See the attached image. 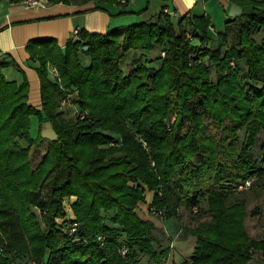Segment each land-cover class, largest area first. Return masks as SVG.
<instances>
[{"label":"trees","instance_id":"1","mask_svg":"<svg viewBox=\"0 0 264 264\" xmlns=\"http://www.w3.org/2000/svg\"><path fill=\"white\" fill-rule=\"evenodd\" d=\"M231 1L243 11L225 21L217 39L209 35L208 16L173 21L162 10L154 21L103 34L81 29L63 47L52 37L30 39L40 108L28 102L26 76L16 81L2 70L17 62L0 55V264L20 254L33 264H140V255L164 264L170 248L139 213L147 191L148 209L165 217L177 216L181 199L196 206L207 198L211 218L185 229L194 237L187 264H249L256 250L264 257V230L261 238L250 236L245 202L227 201L232 186L264 173V143L258 160L251 153L264 130V38H255L264 29V0ZM230 30L235 37L227 45ZM156 46L158 67L140 62L122 70L128 50ZM79 52L90 58L87 66ZM66 90L74 92L67 117L59 98ZM45 120L58 139L47 140L32 165L30 149L42 139ZM44 183L47 199L39 194Z\"/></svg>","mask_w":264,"mask_h":264},{"label":"crops","instance_id":"2","mask_svg":"<svg viewBox=\"0 0 264 264\" xmlns=\"http://www.w3.org/2000/svg\"><path fill=\"white\" fill-rule=\"evenodd\" d=\"M231 2V0H128L120 3L116 0L98 3L99 7H94L93 3L79 5L73 2H57L34 8L24 5L22 0H0V55L12 57L18 65L17 68L7 65L2 70L6 78L16 81H20L24 74L29 83L28 102L40 108V84L36 72L38 62L29 57L26 49L30 39L52 37L60 47H63L68 40L76 38L77 34H73L74 28L78 31L84 29L103 34L113 28L124 29L134 22L154 21L164 7L168 9L167 14L173 21L184 14H204L210 20L209 31L219 32L229 18L227 12ZM220 18L223 27L215 30V20ZM79 57L84 66L91 62L82 52H79ZM34 117L36 123L37 118ZM73 199L75 196H70L69 202ZM169 219L171 217H168ZM170 257L175 261L181 260V255L176 252H170ZM189 257H186L188 261Z\"/></svg>","mask_w":264,"mask_h":264},{"label":"rangeland","instance_id":"3","mask_svg":"<svg viewBox=\"0 0 264 264\" xmlns=\"http://www.w3.org/2000/svg\"><path fill=\"white\" fill-rule=\"evenodd\" d=\"M21 1V0H20ZM48 2H52V0H47ZM70 2L83 5V4H95L101 3L104 1L98 0H71ZM246 7V6H245ZM215 30H219L223 27L222 18L215 20ZM209 35L217 39L218 32L211 33L209 31ZM235 35L234 31H229L227 33V45H231L233 42ZM255 38L259 41L264 38V29H261L259 32L255 34ZM214 44V43H213ZM212 44V45H213ZM159 53V48L156 46L153 49H130L128 50L124 56L120 60V66L124 72H127L128 68L133 63L143 62L147 66L158 67L160 65V59L157 58ZM205 60L209 62V60L205 57ZM51 76H57L58 72L56 69L49 66ZM209 74L211 79H216L217 72L213 66H209ZM74 96V92L70 90H66L65 96H61L60 98V109L63 111L64 115L70 116L73 114L74 106L72 101L70 100ZM35 117L32 116V125L31 132L34 135L38 130V122L37 120L34 123ZM174 116H172L173 120ZM238 134L241 138L244 136V130L240 129ZM255 142L251 146V150L254 157L258 160L261 156L262 149L261 146L264 143V130H260L255 136ZM47 140L42 138L38 144L32 145L30 149V160L32 165H35L43 156L46 151ZM196 160V158L194 157ZM250 186L246 188H237V186L233 187L227 192V201L233 200H242L246 205V213L244 215V224L247 232L250 236L254 238H261L264 230V173L260 175H254L250 178ZM39 194L43 199H47L49 197V190L46 184L44 183L42 187L39 189ZM73 196V195H72ZM152 198V192L147 191L145 194V202L140 204L139 213L141 216L145 218H149L153 221V233L158 238L163 246H169V254H167L164 264H187L188 260L186 257H189L192 252V248L194 245V237L187 232L185 229L187 227H194L201 223L202 221L209 220L211 218V213L208 210V201L207 198H200L198 205H190L184 199L177 204L176 207V215L171 216V219L168 220V217L161 216L156 213H152L149 208V203ZM173 200L176 199V195L172 197ZM70 199V197H69ZM68 199V200H69ZM74 201V199H73ZM72 202V201H70ZM69 202L66 203L65 209L67 215L69 217H73V212L71 207L69 206ZM35 212H39L37 207L33 208ZM61 218H56V222H62ZM171 221V222H170ZM170 222V224H168ZM124 235H121L120 238H123ZM170 252L178 253L181 255L180 261H175L170 257ZM12 264H33L29 258H27L26 254H20L13 257ZM140 264H148L147 256L140 255L139 256ZM249 264H264V257L261 250H256L252 258L249 260Z\"/></svg>","mask_w":264,"mask_h":264},{"label":"water","instance_id":"4","mask_svg":"<svg viewBox=\"0 0 264 264\" xmlns=\"http://www.w3.org/2000/svg\"><path fill=\"white\" fill-rule=\"evenodd\" d=\"M242 7L237 4L236 2H231L229 3V8H228V16L229 17H235V16H239L242 13ZM83 50L87 49V46L84 45L83 47H81ZM153 70L150 69L149 72H152ZM40 135L41 138H44L46 140H57L58 139V135L52 125V123L49 120H45L43 122H41L40 124Z\"/></svg>","mask_w":264,"mask_h":264},{"label":"built area","instance_id":"5","mask_svg":"<svg viewBox=\"0 0 264 264\" xmlns=\"http://www.w3.org/2000/svg\"><path fill=\"white\" fill-rule=\"evenodd\" d=\"M118 2L120 3H123V2H126L128 0H117ZM22 2L24 3V5L26 6H34L35 7H44V6H47L50 2H48L47 0H22ZM162 11L165 12V13H168V9L166 7L162 8ZM78 30L76 28L73 29V34H77ZM164 54V51H161V56ZM76 113H79L80 114V118L83 116V113L82 112H79L78 110H75ZM250 185V179H246L244 181H240L238 183H236V186L237 188L241 189V188H246ZM76 224L73 223L72 224V229H74V226ZM98 239L99 240H102L103 239V235H99L98 236ZM119 251L124 254L125 251H126V248L125 247H122L119 249Z\"/></svg>","mask_w":264,"mask_h":264}]
</instances>
